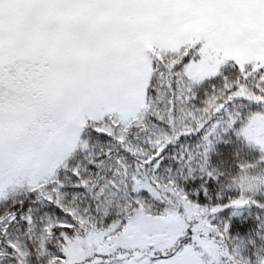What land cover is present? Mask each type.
<instances>
[{
    "label": "snow or ice",
    "instance_id": "1",
    "mask_svg": "<svg viewBox=\"0 0 264 264\" xmlns=\"http://www.w3.org/2000/svg\"><path fill=\"white\" fill-rule=\"evenodd\" d=\"M0 264H264V0H0Z\"/></svg>",
    "mask_w": 264,
    "mask_h": 264
}]
</instances>
